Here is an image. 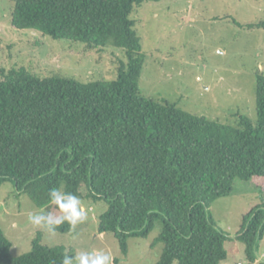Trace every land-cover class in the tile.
<instances>
[{"label": "trees", "instance_id": "obj_1", "mask_svg": "<svg viewBox=\"0 0 264 264\" xmlns=\"http://www.w3.org/2000/svg\"><path fill=\"white\" fill-rule=\"evenodd\" d=\"M147 1L160 0H15L16 30L120 48L127 62L115 80L90 82L2 70L0 186L11 183L54 216L61 213L53 188L103 201L98 232L111 233L123 255L128 238H146L160 222L151 244L163 247L156 264H221L231 238L211 204L229 196L236 179L264 187V75H256L255 123L237 115L235 125H224L141 96L144 55L129 16ZM245 26L264 30V22ZM70 230L65 222L55 231ZM263 234L264 204L243 217L236 236L251 264ZM10 248L0 228V264H62L72 256L39 236L19 257Z\"/></svg>", "mask_w": 264, "mask_h": 264}, {"label": "rangeland", "instance_id": "obj_2", "mask_svg": "<svg viewBox=\"0 0 264 264\" xmlns=\"http://www.w3.org/2000/svg\"><path fill=\"white\" fill-rule=\"evenodd\" d=\"M15 0H0V79L2 70L22 68L43 78L62 76L79 82L115 80L127 59L116 47L89 48L83 43L53 39L31 30H16L10 19ZM141 44L144 63L139 94L166 102L181 111L224 125H235L237 115L256 120V75H264V30L247 24L264 22V0H160L135 7L130 16ZM85 192V189L82 188ZM88 219L67 233L33 226L28 216L44 212L12 184L0 186V228L11 243L10 254L31 250L39 236L42 245L64 246L75 256L80 251L104 252L112 264H156L162 245L151 247L161 231L160 222L146 238H128L123 255L111 233H99L103 201L79 197ZM264 204V187L253 181H234L233 192L215 200L209 213L231 238L221 264H251L244 244L236 239L243 217ZM61 215V214H60ZM257 261L264 264V234L257 243ZM175 264V263H173Z\"/></svg>", "mask_w": 264, "mask_h": 264}, {"label": "clouds", "instance_id": "obj_3", "mask_svg": "<svg viewBox=\"0 0 264 264\" xmlns=\"http://www.w3.org/2000/svg\"><path fill=\"white\" fill-rule=\"evenodd\" d=\"M49 196L61 215L54 216L52 212L31 213L28 220L33 226L52 233L65 222L74 229L77 224L88 219V209L77 195L53 188L49 191ZM62 264H112V260L110 255L104 252L80 251L75 256L65 255Z\"/></svg>", "mask_w": 264, "mask_h": 264}]
</instances>
